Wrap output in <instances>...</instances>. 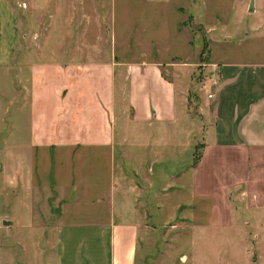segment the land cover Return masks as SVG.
Returning <instances> with one entry per match:
<instances>
[{
  "label": "crops",
  "instance_id": "obj_1",
  "mask_svg": "<svg viewBox=\"0 0 264 264\" xmlns=\"http://www.w3.org/2000/svg\"><path fill=\"white\" fill-rule=\"evenodd\" d=\"M18 25L0 0V264H42L39 209L58 211L49 264H156L167 250L153 251L149 212L167 205L206 211L191 214L206 226L264 209V63L221 66L194 164L182 85L160 62L86 60L56 41L28 52ZM16 224L30 237L13 243Z\"/></svg>",
  "mask_w": 264,
  "mask_h": 264
},
{
  "label": "rangeland",
  "instance_id": "obj_2",
  "mask_svg": "<svg viewBox=\"0 0 264 264\" xmlns=\"http://www.w3.org/2000/svg\"><path fill=\"white\" fill-rule=\"evenodd\" d=\"M249 3L250 0H9L17 11L19 41L30 43L28 52H43L53 41L70 45L72 55L79 54L86 60L115 55L120 60L160 62L169 78L182 85L187 118L181 125L192 126L191 135H196L194 155L200 153L205 128L213 121L207 107H214L215 99L211 104L207 101L221 82V66L228 62L264 63V0H254L252 10ZM119 96L121 102L125 93ZM1 105L4 103L0 97ZM183 157H188L186 150ZM172 188L168 191L173 201ZM167 207L159 215L156 210L149 212L153 251L167 250L156 264H180L177 257L181 252L189 256L198 253L192 264H264V209L239 210L232 224L227 219H216L226 224L206 226L194 225L191 214L197 211H188L185 205L179 209ZM57 213L36 211L40 223L38 246L42 249L37 260L42 259V264L52 260L51 232ZM202 213L197 214L198 218L203 219L207 212ZM158 216L161 223L153 219ZM16 225L12 227L13 243L17 238L23 241L30 237L29 229ZM202 246L209 251L207 255ZM16 247L14 250L20 253ZM34 249L33 245L32 252Z\"/></svg>",
  "mask_w": 264,
  "mask_h": 264
},
{
  "label": "water",
  "instance_id": "obj_3",
  "mask_svg": "<svg viewBox=\"0 0 264 264\" xmlns=\"http://www.w3.org/2000/svg\"><path fill=\"white\" fill-rule=\"evenodd\" d=\"M253 2H254V0H250V3H249V10H252ZM2 224H3L4 226H8V225L11 224V221H9V220H3V221H2Z\"/></svg>",
  "mask_w": 264,
  "mask_h": 264
},
{
  "label": "trees",
  "instance_id": "obj_4",
  "mask_svg": "<svg viewBox=\"0 0 264 264\" xmlns=\"http://www.w3.org/2000/svg\"><path fill=\"white\" fill-rule=\"evenodd\" d=\"M199 156H200V153L194 155V158H193V163L194 164L197 162Z\"/></svg>",
  "mask_w": 264,
  "mask_h": 264
},
{
  "label": "built area",
  "instance_id": "obj_5",
  "mask_svg": "<svg viewBox=\"0 0 264 264\" xmlns=\"http://www.w3.org/2000/svg\"><path fill=\"white\" fill-rule=\"evenodd\" d=\"M2 226V222L0 221V227Z\"/></svg>",
  "mask_w": 264,
  "mask_h": 264
}]
</instances>
